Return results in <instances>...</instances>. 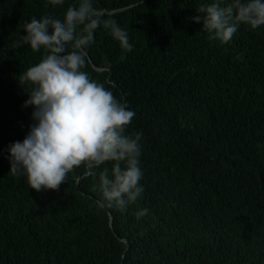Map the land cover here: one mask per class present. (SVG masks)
<instances>
[{
  "label": "trees",
  "instance_id": "trees-1",
  "mask_svg": "<svg viewBox=\"0 0 264 264\" xmlns=\"http://www.w3.org/2000/svg\"><path fill=\"white\" fill-rule=\"evenodd\" d=\"M75 2L0 0V264H264V27L210 41L189 18L211 0H95L133 45L98 28L85 70L136 113L137 203L99 208L83 168L39 193L9 172L8 146L34 123L17 77L41 58L12 45Z\"/></svg>",
  "mask_w": 264,
  "mask_h": 264
},
{
  "label": "clouds",
  "instance_id": "clouds-1",
  "mask_svg": "<svg viewBox=\"0 0 264 264\" xmlns=\"http://www.w3.org/2000/svg\"><path fill=\"white\" fill-rule=\"evenodd\" d=\"M64 2L48 0L52 6ZM195 10L203 15L189 19L202 22L208 39L222 44L229 43L241 25L251 30L264 27V0H211ZM110 17L107 10L95 7V0H76L62 18L46 14L24 22L25 34L12 48L27 45L33 53H41L38 62L17 77L28 93L23 106L33 107L34 123L7 151L9 172L25 177L32 190L58 191L71 173L83 168L84 177H98L97 206L123 212L144 192L143 134L127 133L135 111L85 70L98 28L108 30L125 51L133 48L127 30ZM109 162L111 169H101ZM148 212L141 208L135 215L140 218Z\"/></svg>",
  "mask_w": 264,
  "mask_h": 264
}]
</instances>
